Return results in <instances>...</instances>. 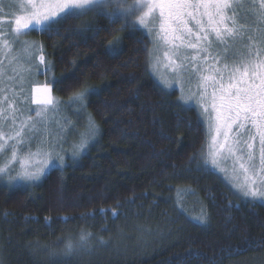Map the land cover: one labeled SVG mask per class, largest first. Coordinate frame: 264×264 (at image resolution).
<instances>
[{
    "label": "trees",
    "instance_id": "16d2710c",
    "mask_svg": "<svg viewBox=\"0 0 264 264\" xmlns=\"http://www.w3.org/2000/svg\"><path fill=\"white\" fill-rule=\"evenodd\" d=\"M57 27L27 33L39 68L59 100L89 92L100 135L34 187L0 181L6 264H264V204L206 164V126L152 75L148 37L104 16Z\"/></svg>",
    "mask_w": 264,
    "mask_h": 264
},
{
    "label": "rangeland",
    "instance_id": "374dc122",
    "mask_svg": "<svg viewBox=\"0 0 264 264\" xmlns=\"http://www.w3.org/2000/svg\"><path fill=\"white\" fill-rule=\"evenodd\" d=\"M23 2L25 0H0V110L3 111L0 117V167L7 165L6 171L0 172V181L12 188L40 184L51 169L63 167L69 160H75L100 135L98 124L86 113L88 91L84 92L82 99H77L79 94L68 100H59L54 96L52 86L46 83V72L40 70L39 57L33 51L34 41L27 34L31 30L44 29L30 25L28 29L16 33L14 23H9L17 15L24 14L20 8ZM229 2L232 5L229 15L235 14L236 23L233 25L231 21L228 22L234 32L232 36L225 33L223 40H217L210 29L201 31L195 20L186 18L193 33L207 35V39L199 42L196 49L186 46L189 39L197 43L195 35L188 37L179 33L185 36L183 43L173 40L171 33L167 39H161L164 33L159 31L158 9L144 18L143 25H134L133 22L146 9L135 11L128 18L127 26L125 20H120L128 33L134 34L141 30L148 37L149 65L156 81L166 90L176 91L184 106L194 107L199 112L208 133L206 164L220 176L239 201L264 204V197L245 196L238 187L247 178L249 187L264 191V173L260 171L259 164V138L250 120L244 121L243 129L238 127L239 121L233 123L227 142L223 126L219 133L216 131L220 85L227 86L232 82L229 80L230 69L238 66L241 58L253 59L259 54V58L264 59L261 55L264 53V18L261 15L264 12V0ZM127 4L132 5L133 0H127ZM188 11H195L207 28V17L200 15L204 9L189 8ZM86 15L98 17L91 12ZM5 43L9 44V48L3 47ZM204 77L211 79L205 80ZM45 88L48 89L47 93ZM45 95L51 98V105L36 102ZM214 97L216 108L213 107ZM37 113L40 115L37 116ZM17 133L20 135L17 136ZM234 139L253 143L254 169L249 165L246 149L241 152L237 147L229 154L227 147H219L225 143L232 146ZM214 156L217 161L215 164L212 162ZM241 164L249 171L241 169ZM24 168L38 172L39 178L34 181L19 180L18 173ZM10 177L16 179L10 180ZM252 181L255 183L252 184ZM3 243L4 235L0 227V264H6L7 261Z\"/></svg>",
    "mask_w": 264,
    "mask_h": 264
},
{
    "label": "snow or ice",
    "instance_id": "6c2138e0",
    "mask_svg": "<svg viewBox=\"0 0 264 264\" xmlns=\"http://www.w3.org/2000/svg\"><path fill=\"white\" fill-rule=\"evenodd\" d=\"M20 8L24 14L17 15L14 21L9 22L14 23L16 33L28 29L30 25L39 26L49 32L58 31L57 26L63 21L69 18L79 19L89 12L94 13L96 16H104L111 22H116L118 19L125 20V26H127L128 18L135 11L146 9L143 15L133 22L134 25H143L144 18L158 9L159 31L164 33L161 39H167L168 34L171 33L173 40H180L183 43L185 36L179 33H184L188 37L195 35L197 43H192L189 39L186 45L192 49H196L199 42L206 40L207 35L201 36L199 33H193L192 29L188 27L186 18L195 20L203 32L210 29L211 32L215 33L217 40H223L225 33L232 36L234 29L229 27L228 22L231 21L233 25L236 23L235 14L229 15V11L232 10L229 0H196L195 3L192 0H133V4L130 6L127 4V0H25L20 4ZM189 8L193 10L204 9L200 15L207 17V28H205L202 20L197 17L195 11H188ZM262 8H264V5H262ZM261 15L264 18V12ZM91 28L92 24L86 22L84 28H77L75 32L79 34L91 30ZM115 46V43L109 45V47ZM3 47L9 48V44L5 43ZM40 59L43 60L44 57L41 56ZM203 79L208 80L211 77H204ZM229 80L232 82L228 83L227 86L220 85L221 94L218 97L220 103L219 108L216 109V119L219 123L216 126V131L219 133L221 126H223L225 129L223 135L225 142H227L233 123L239 121L238 127L243 129L245 127L244 121L250 120L255 129V134L259 138V164L260 171L264 173V59L259 58V54L253 59L241 58L239 65L230 69ZM44 91L47 93L48 89L45 88ZM82 96L83 94H80L77 99H82ZM36 102L44 105L52 104L51 98L47 95ZM213 107L216 108L215 97ZM39 115L40 113H37V116ZM2 116L3 111L0 110V117ZM19 135L20 133H17V136ZM83 147L84 145L81 144V148ZM219 147H227L229 154H232L237 147L241 152H245L246 149L245 155L249 165L253 169L255 168L253 143L234 139L232 146H227V143H225ZM237 158L240 159L241 157ZM212 162L213 164L217 162L215 156ZM240 167L245 172L249 171L244 164H241ZM6 169L7 165L0 167V172H5ZM18 177L22 181H34L39 178V173L24 168L18 173ZM12 179H16V177H10V180ZM254 183L255 181H252V184ZM238 187L241 188L245 196L264 197V191L249 187L247 178L246 182L238 185ZM85 243V238L81 237L79 243L75 245L70 243L67 251L83 250Z\"/></svg>",
    "mask_w": 264,
    "mask_h": 264
}]
</instances>
